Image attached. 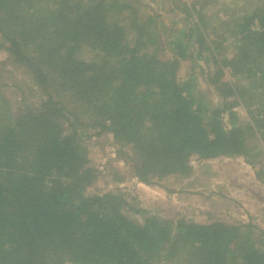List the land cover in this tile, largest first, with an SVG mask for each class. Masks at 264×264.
I'll list each match as a JSON object with an SVG mask.
<instances>
[{
  "label": "trees",
  "instance_id": "trees-1",
  "mask_svg": "<svg viewBox=\"0 0 264 264\" xmlns=\"http://www.w3.org/2000/svg\"><path fill=\"white\" fill-rule=\"evenodd\" d=\"M164 1L171 19L141 0H0V66L28 79L0 69V264H264L251 223L172 222L87 195L99 177L87 142L101 136L149 187L192 177L193 157H242L264 184V0L226 18L209 16L215 0ZM188 61L208 68L218 105L194 73L179 80Z\"/></svg>",
  "mask_w": 264,
  "mask_h": 264
},
{
  "label": "rangeland",
  "instance_id": "rangeland-1",
  "mask_svg": "<svg viewBox=\"0 0 264 264\" xmlns=\"http://www.w3.org/2000/svg\"><path fill=\"white\" fill-rule=\"evenodd\" d=\"M183 1L192 2V0ZM141 2V8L147 14L155 12L165 19L173 17L168 14V5L164 0H141ZM214 2L216 5L212 7L209 16L219 14V17L224 18L220 8H231L237 2L244 3V0ZM162 48L163 56L170 57L171 54L164 44ZM5 59L6 55L0 53V62ZM200 66L202 71L199 68L194 71L191 62H183L178 73L179 80H184L194 73L197 76L198 90L205 92L213 105H218L219 98L206 82V73L209 70L203 63H200ZM2 70L11 78L8 81L10 85L23 81L28 83L26 76L13 73L10 68ZM231 79L230 73L227 72L225 80L231 81ZM6 95L16 108L20 98L14 88L9 87ZM237 110L242 120H246L245 110L243 108ZM87 143L89 158L99 173L96 183L87 190L88 196L106 193L122 194L134 207L172 222L185 219L201 224L251 223L264 231V184L256 177L258 165L254 167L242 157H223L208 161L193 157L192 177L185 180L171 178L164 181L161 187H149L126 174V166L118 157L117 147L110 136L93 137ZM115 171L126 176L123 182L114 181ZM127 215L140 224L144 222L143 215L132 212Z\"/></svg>",
  "mask_w": 264,
  "mask_h": 264
}]
</instances>
